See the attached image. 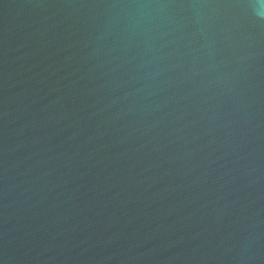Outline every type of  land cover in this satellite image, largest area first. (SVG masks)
I'll return each instance as SVG.
<instances>
[{"label":"water","instance_id":"95a60500","mask_svg":"<svg viewBox=\"0 0 264 264\" xmlns=\"http://www.w3.org/2000/svg\"><path fill=\"white\" fill-rule=\"evenodd\" d=\"M0 264H264V0H0Z\"/></svg>","mask_w":264,"mask_h":264}]
</instances>
